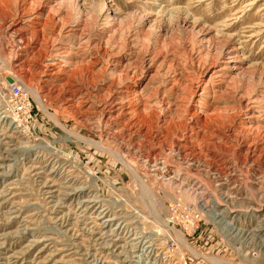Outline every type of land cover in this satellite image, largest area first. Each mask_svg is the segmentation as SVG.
<instances>
[{"label": "rangeland", "instance_id": "rangeland-1", "mask_svg": "<svg viewBox=\"0 0 264 264\" xmlns=\"http://www.w3.org/2000/svg\"><path fill=\"white\" fill-rule=\"evenodd\" d=\"M0 264H264V0H0Z\"/></svg>", "mask_w": 264, "mask_h": 264}, {"label": "built area", "instance_id": "built-area-1", "mask_svg": "<svg viewBox=\"0 0 264 264\" xmlns=\"http://www.w3.org/2000/svg\"><path fill=\"white\" fill-rule=\"evenodd\" d=\"M8 94L14 99L13 103L20 110L23 106V91L20 83L12 82L8 85Z\"/></svg>", "mask_w": 264, "mask_h": 264}, {"label": "bare ground", "instance_id": "bare-ground-1", "mask_svg": "<svg viewBox=\"0 0 264 264\" xmlns=\"http://www.w3.org/2000/svg\"><path fill=\"white\" fill-rule=\"evenodd\" d=\"M19 19V18H18ZM22 31V30H21ZM54 70V69H53ZM6 81L8 82V83H11V82H13L12 81V78L11 77H9V76H7L6 78ZM9 79V80H8ZM165 145V144H164ZM157 154V153H156ZM162 158V157H161ZM165 158V157H164ZM167 159V158H166ZM160 161V160H159ZM155 162V161H154ZM158 163V162H157ZM160 163V162H159ZM165 168V167H164ZM167 175V174H166ZM143 185V184H142ZM144 187H146L145 185H143ZM146 190H147V188H146ZM75 193V191H73V194ZM218 202V201H217ZM216 205V204H215ZM206 206V205H205ZM225 213L224 212H218V213H216V214H214V215H216V217H219L220 219L221 218H223V216H226V215H224ZM227 214V213H226ZM225 218V217H224ZM236 221V220H235ZM233 222V221H232ZM230 223V222H229ZM234 223V222H233Z\"/></svg>", "mask_w": 264, "mask_h": 264}, {"label": "water", "instance_id": "water-1", "mask_svg": "<svg viewBox=\"0 0 264 264\" xmlns=\"http://www.w3.org/2000/svg\"><path fill=\"white\" fill-rule=\"evenodd\" d=\"M9 80V79H8ZM12 83V82H11Z\"/></svg>", "mask_w": 264, "mask_h": 264}]
</instances>
